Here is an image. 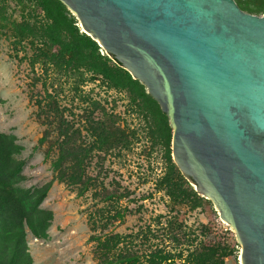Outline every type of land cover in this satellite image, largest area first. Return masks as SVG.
<instances>
[{
	"label": "trees",
	"instance_id": "trees-1",
	"mask_svg": "<svg viewBox=\"0 0 264 264\" xmlns=\"http://www.w3.org/2000/svg\"><path fill=\"white\" fill-rule=\"evenodd\" d=\"M9 1L0 0V34L11 40L13 58L31 68L30 97L37 107L36 119L45 127L39 143L47 145V157L56 156L51 164L53 180L42 187L23 189L20 184L27 180L26 161L21 158L24 147L16 136L0 132V264H35L28 236L48 238L54 214L41 206L54 182L66 185L79 197L95 190L93 199L99 206L103 204L90 215L94 234L89 241L95 243L98 264H227L226 259L234 253L227 233L216 231L213 221L189 226L181 211L213 210L214 205L195 190L174 162L169 118L146 87L82 31L77 17L60 0H14L21 8L20 20L9 14ZM235 1L246 13L264 15V0ZM88 84L128 91L131 103L149 123L153 144L164 149L165 172L156 190L168 197V213L154 219L155 228L148 225L129 235L106 233L131 213L122 206L130 193L119 182L107 187L98 176L90 175L89 169L97 155L129 149L136 132L122 128L119 116L108 113L100 101L87 95L84 88ZM38 86L42 91L35 92ZM66 90L88 105L82 116L84 128L72 112L67 114L62 103ZM142 246H146L143 251Z\"/></svg>",
	"mask_w": 264,
	"mask_h": 264
},
{
	"label": "water",
	"instance_id": "water-1",
	"mask_svg": "<svg viewBox=\"0 0 264 264\" xmlns=\"http://www.w3.org/2000/svg\"><path fill=\"white\" fill-rule=\"evenodd\" d=\"M60 1L168 116L173 160L240 262L264 264V15L235 0Z\"/></svg>",
	"mask_w": 264,
	"mask_h": 264
},
{
	"label": "rangeland",
	"instance_id": "rangeland-1",
	"mask_svg": "<svg viewBox=\"0 0 264 264\" xmlns=\"http://www.w3.org/2000/svg\"><path fill=\"white\" fill-rule=\"evenodd\" d=\"M8 12L20 20L21 8L14 0L9 1ZM6 33L10 35L9 32ZM10 41L0 34V132L16 136L18 144L24 147L21 158L26 161L24 175L27 180L20 184V187L38 188L53 180L51 164L56 155L53 153L51 157H47V145L42 146L39 143L45 127L37 121V107L30 97L33 74L27 62H19L13 58L15 54ZM20 55L24 56L25 53L21 52ZM84 90L92 99L100 101L108 113L119 116L122 128L136 132L129 149L102 153L100 157L104 158V161L97 155L89 169V174L98 176L107 187L112 188L113 182H119L122 188L128 189L130 193L129 197L123 200L122 206L127 207L131 213L123 221L112 224L106 233L129 235L136 234L148 225L155 228L154 219L160 214L168 213L169 203L168 197L156 190V183L165 172L163 147L153 144L149 123L131 103L128 91L110 90L99 84H88ZM34 91H42L41 86ZM62 103L68 109L67 114L72 112L84 128L85 121L82 116L88 105L75 100L68 90L63 95ZM83 135L86 136L85 130ZM94 191L79 197L76 191L54 182L41 206L54 214L48 238L39 239L31 234L28 236L35 264H98L94 258L95 243L89 241L94 234L90 215H94L97 208L103 204L99 206L93 199ZM181 211L189 226L215 222V230L227 233V240L234 248L233 255L226 259V263H241L242 246L232 227L221 220L215 205L213 210L205 207L196 211L181 208ZM96 220L98 225H101L99 218ZM97 233L101 231L98 230ZM157 235L162 234L158 232ZM159 238L154 242L159 243ZM138 243L142 245L141 242ZM145 247L142 246L141 251L145 250Z\"/></svg>",
	"mask_w": 264,
	"mask_h": 264
}]
</instances>
